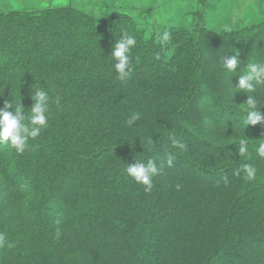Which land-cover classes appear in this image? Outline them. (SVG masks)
<instances>
[{
    "label": "trees",
    "instance_id": "16d2710c",
    "mask_svg": "<svg viewBox=\"0 0 264 264\" xmlns=\"http://www.w3.org/2000/svg\"><path fill=\"white\" fill-rule=\"evenodd\" d=\"M124 31L137 43L131 75L121 82L111 53ZM183 34L188 50L178 61L179 51L172 57L165 51L181 33L162 48L123 13L99 20L68 5L0 11V110L20 103L30 116L33 90L49 96L48 125L23 154L0 143V234L11 245L0 248V264H100L65 233L63 222L80 219H116V232L89 227L86 237L115 252L118 264H148L152 244L147 239L139 258L138 235L127 237L138 221L151 220L148 237L158 223L241 219L264 202V158L256 151L264 124H244L249 95L264 114V86L254 93L237 88L249 64L264 63V20L223 37L203 27ZM205 35L215 36V52L204 45ZM237 54L240 66L230 72L223 58ZM133 113L141 119L129 127ZM173 136L186 152L172 147ZM146 138L155 143L151 149ZM240 139L248 140L251 159L239 155ZM166 154L175 156L174 166L153 177L151 193L127 175L137 159H155L159 167ZM244 164L256 169L254 180L234 175ZM217 193L225 196L221 216L212 209ZM247 239L189 264H264V246L252 248Z\"/></svg>",
    "mask_w": 264,
    "mask_h": 264
},
{
    "label": "rangeland",
    "instance_id": "374dc122",
    "mask_svg": "<svg viewBox=\"0 0 264 264\" xmlns=\"http://www.w3.org/2000/svg\"><path fill=\"white\" fill-rule=\"evenodd\" d=\"M66 5L99 20L107 18L111 13H123L135 23L136 31L146 37L151 35L153 38L156 32H163L166 28L171 33L179 32L182 37L170 44L165 51L169 57L179 51L178 61L182 60V56L188 50L187 45L181 47L184 43L183 31H192V29L198 31L203 27L216 36L223 37L228 35L227 33L241 32L246 27L264 20V0H0V11L39 10ZM226 25L231 27V32L223 31ZM224 37L231 40L230 36ZM239 37L238 33L235 41L239 42ZM205 38L207 40L204 41V45L208 44L209 49L215 52L219 47L215 36L205 35ZM192 63L193 59L190 65ZM225 205V196L222 197L217 193L213 211L221 216ZM147 215H150V212ZM58 220L63 222L54 219L55 222ZM116 221V219L88 221L80 219L78 222L65 221L63 227L65 233H70L85 251L90 262L118 264L115 252L101 250L90 241L91 235L87 238L84 233L89 227L107 229V233L116 232ZM150 225V219H142L130 228V233L127 235L129 239L138 235L142 247L138 250L136 248L135 255L137 253L139 258L145 254L148 239L152 244V252H155V257L151 258L148 264H178V262L181 264L182 261L184 264H189L194 260L204 262L215 256L214 252L225 247V243L236 241L237 237L248 238L245 242L254 241L250 243L252 248L264 246V202L241 219H205L204 217L174 219L169 225L158 223L147 237ZM160 234H163L162 239L159 237Z\"/></svg>",
    "mask_w": 264,
    "mask_h": 264
},
{
    "label": "clouds",
    "instance_id": "9594fccd",
    "mask_svg": "<svg viewBox=\"0 0 264 264\" xmlns=\"http://www.w3.org/2000/svg\"><path fill=\"white\" fill-rule=\"evenodd\" d=\"M223 31L231 32L232 29L229 26H225ZM155 42L162 48H166L172 39V33L167 28L163 32L155 33ZM136 39L130 36L126 31L122 33V38L115 43L111 57L116 61L115 71L117 73V79L121 82L126 81L132 72L130 52L136 46ZM157 61L161 59V56L157 54L154 57ZM223 66L230 72H235L240 66L239 54L236 56H228L223 58ZM257 86H264V63L249 64L244 74L238 77L237 88L240 91L247 93H254ZM32 100L34 106L30 110V116L22 115L25 111L23 106L19 103L13 106L12 103H5L4 109L0 110V143L10 145L18 154H23L29 144V140L37 139L41 130L48 125V118L46 113L48 112L49 96L43 88H37L33 90ZM246 118L244 124L256 126L257 124H264V114L258 108V102L252 95L248 96L245 103ZM15 107V113L8 111L7 109ZM141 119L140 113H133L127 120L129 127L133 126L137 121ZM172 147L174 149H180L181 151H187V145L177 140L174 136L171 137ZM152 138H146V146L151 149L154 146ZM239 155L241 157L249 156L248 140L240 139ZM257 155L260 158H264V142H261L256 149ZM175 156L172 154H166L165 161L158 167L155 159H148L146 163L139 161L138 159L134 164H129L126 172L127 175L132 177L137 183L144 186L146 193H151L154 185L152 179L154 176L160 175L164 167L171 168L174 166ZM244 173V179L246 181H252L255 179L256 169L250 164H244L240 169H237L234 173L235 176L240 177L241 173ZM225 186L229 184L227 176L222 177ZM219 186V184L217 185ZM177 191L181 186H176ZM59 231L56 234L59 238ZM10 247L7 244V239L4 234H0V248Z\"/></svg>",
    "mask_w": 264,
    "mask_h": 264
}]
</instances>
